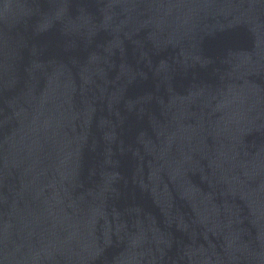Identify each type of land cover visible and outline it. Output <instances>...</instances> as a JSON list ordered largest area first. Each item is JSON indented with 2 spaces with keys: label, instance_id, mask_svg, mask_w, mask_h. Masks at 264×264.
Returning <instances> with one entry per match:
<instances>
[{
  "label": "water",
  "instance_id": "obj_1",
  "mask_svg": "<svg viewBox=\"0 0 264 264\" xmlns=\"http://www.w3.org/2000/svg\"><path fill=\"white\" fill-rule=\"evenodd\" d=\"M0 264H264V0H0Z\"/></svg>",
  "mask_w": 264,
  "mask_h": 264
}]
</instances>
